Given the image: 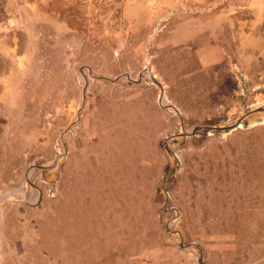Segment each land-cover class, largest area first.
<instances>
[{
	"label": "rangeland",
	"instance_id": "obj_1",
	"mask_svg": "<svg viewBox=\"0 0 264 264\" xmlns=\"http://www.w3.org/2000/svg\"><path fill=\"white\" fill-rule=\"evenodd\" d=\"M154 1L0 0V264H264V45L170 63Z\"/></svg>",
	"mask_w": 264,
	"mask_h": 264
},
{
	"label": "crops",
	"instance_id": "obj_2",
	"mask_svg": "<svg viewBox=\"0 0 264 264\" xmlns=\"http://www.w3.org/2000/svg\"><path fill=\"white\" fill-rule=\"evenodd\" d=\"M184 1L188 0L154 1L150 10L153 13L165 7H179ZM195 1L191 0V3L204 9L197 14H189L188 10L178 11L169 20L164 35L156 45L160 51L169 50L170 63L190 65L195 62L204 70H217L224 66L228 52L232 53L228 50V42L225 40L242 38L241 33L248 32H251L250 38L255 41L252 53L254 55L262 53L258 45L264 43L260 41L258 34L261 26L264 25V0H256L259 3L257 6H248L244 10L246 14L239 16L227 14L221 4H217L214 11V9H205L212 7L209 1ZM253 69L255 72H251L254 75L258 74L264 70V63L254 62Z\"/></svg>",
	"mask_w": 264,
	"mask_h": 264
},
{
	"label": "built area",
	"instance_id": "obj_3",
	"mask_svg": "<svg viewBox=\"0 0 264 264\" xmlns=\"http://www.w3.org/2000/svg\"><path fill=\"white\" fill-rule=\"evenodd\" d=\"M159 31H160V30H159V25H158V26H156V27L154 28V32H153V34H152L151 37H155V35H156ZM231 67H232V70H233V72H234V74H235V76L237 77L238 80L245 79V78H244L245 75H246V74H245V71L241 68V66L239 65V63H238L237 61L232 62ZM257 79H258V81H263L262 88L264 89V77L259 76ZM256 89H260V88L257 87ZM256 89H255V90H256Z\"/></svg>",
	"mask_w": 264,
	"mask_h": 264
}]
</instances>
